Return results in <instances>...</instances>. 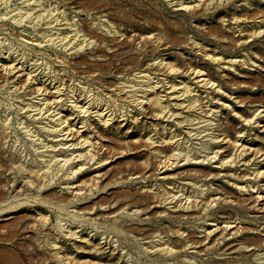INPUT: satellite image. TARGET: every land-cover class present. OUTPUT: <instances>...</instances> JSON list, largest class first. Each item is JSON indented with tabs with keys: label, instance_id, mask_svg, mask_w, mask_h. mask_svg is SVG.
<instances>
[{
	"label": "rangeland",
	"instance_id": "1",
	"mask_svg": "<svg viewBox=\"0 0 264 264\" xmlns=\"http://www.w3.org/2000/svg\"><path fill=\"white\" fill-rule=\"evenodd\" d=\"M0 264H264V0H0Z\"/></svg>",
	"mask_w": 264,
	"mask_h": 264
},
{
	"label": "bare ground",
	"instance_id": "2",
	"mask_svg": "<svg viewBox=\"0 0 264 264\" xmlns=\"http://www.w3.org/2000/svg\"><path fill=\"white\" fill-rule=\"evenodd\" d=\"M31 63V62H30ZM15 64V63H14ZM10 65V64H9ZM36 67V66H35ZM9 71V70H8ZM38 71V70H37ZM26 72V71H25ZM18 74V73H17ZM203 74V73H202ZM201 74V75H202ZM33 75V74H32ZM26 76H27V74H26ZM21 77V76H20ZM32 78V77H31ZM203 78V77H202ZM210 78V77H209ZM206 79V78H205ZM31 81V80H30ZM214 82V81H213ZM29 83V82H28ZM207 83V82H206ZM204 85V84H203ZM152 87V86H151ZM154 87V86H153ZM75 110V109H74ZM61 119V118H60ZM62 120V119H61ZM256 121V120H255ZM250 122V121H249ZM58 123V122H57ZM59 124V123H58ZM59 128V127H58ZM55 129V128H54ZM56 130H58V129H56ZM78 130V129H77ZM54 132V131H53ZM63 136V135H62ZM214 141V140H213ZM248 148V147H247ZM247 149H246V147L244 146V145H242V144H240V147H238L237 148V153H236V156H234V162L236 163V162H238V161H240V160H243L244 161V156H245V154H246V151ZM82 155V154H81ZM216 155V154H215ZM209 157V156H208ZM206 158V157H205ZM204 158V159H205ZM215 158V157H214ZM203 159V160H204ZM59 160V159H58ZM66 160V159H65ZM253 160V159H252ZM251 160V161H252ZM250 161V162H251ZM65 162V161H64ZM75 162V161H74ZM233 162V163H234ZM246 162H248V161H246ZM243 163V162H242ZM253 163V162H252ZM255 163V162H254ZM79 168V167H78ZM256 169V168H255ZM254 171V170H253ZM257 171V170H256ZM75 172V171H74ZM73 172V173H74ZM258 171H257V176H258ZM261 174V173H260ZM259 174V175H260ZM256 176V177H257ZM254 178H255V176H254ZM246 184V183H245ZM260 185V184H259ZM240 189L242 190V192L243 193H249V194H252L253 195V197H255V198H257V199H259V197L260 196H262V193H261V190H259V186H257V184H250V185H248V186H246V185H242V186H240ZM261 189V188H260ZM241 193V192H240ZM242 194V193H241ZM187 197V196H186ZM252 197V199H254ZM188 198H189V196H188ZM221 198V197H220ZM246 198H247V196H246ZM174 199V198H173ZM190 199V198H189ZM219 200V199H218ZM254 201V200H253ZM208 202V201H207ZM258 202V201H257ZM260 202V201H259ZM210 203V202H209ZM192 204V203H191ZM213 204V203H212ZM216 205V204H215ZM181 206H182V204H181ZM256 206V205H255ZM186 208V207H185ZM210 208H212V207H210ZM223 217V216H222ZM230 220V219H229ZM232 222H234V221H225V223H224V228L225 229H228L229 230V228L230 227H232V228H234V226H236V224H234V225H231L232 224ZM216 224V223H215ZM220 227V226H219ZM215 228H217V227H215ZM231 228V229H232ZM220 229V228H219ZM222 230V229H221ZM164 243V242H163ZM166 244V243H165ZM165 244L163 245V246H165ZM162 246V245H161ZM157 250V249H156ZM165 250V249H164ZM163 252H165V251H163Z\"/></svg>",
	"mask_w": 264,
	"mask_h": 264
}]
</instances>
